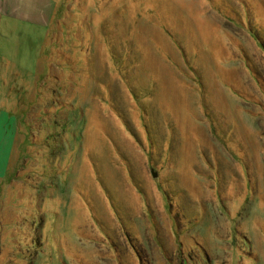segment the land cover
<instances>
[{"label":"rangeland","instance_id":"rangeland-1","mask_svg":"<svg viewBox=\"0 0 264 264\" xmlns=\"http://www.w3.org/2000/svg\"><path fill=\"white\" fill-rule=\"evenodd\" d=\"M11 144L0 264H264V0H0Z\"/></svg>","mask_w":264,"mask_h":264},{"label":"crops","instance_id":"crops-1","mask_svg":"<svg viewBox=\"0 0 264 264\" xmlns=\"http://www.w3.org/2000/svg\"><path fill=\"white\" fill-rule=\"evenodd\" d=\"M2 120H4V122H7L10 120V117H8L5 113H3V117L1 118ZM10 128H6V130H9ZM5 134V133H4ZM6 137L8 138V135L5 134ZM10 136V135H9ZM2 149H1V146H0V153H1ZM5 162L3 164V168L0 170V175H5L8 171V166H9V162H10V159H11V154H12V144L10 147L6 148L5 150ZM2 159H3V156L2 154H0V161L2 162Z\"/></svg>","mask_w":264,"mask_h":264},{"label":"water","instance_id":"water-1","mask_svg":"<svg viewBox=\"0 0 264 264\" xmlns=\"http://www.w3.org/2000/svg\"><path fill=\"white\" fill-rule=\"evenodd\" d=\"M152 171H153V174H154L155 176H157L158 172H157L156 170H154V169H152Z\"/></svg>","mask_w":264,"mask_h":264}]
</instances>
